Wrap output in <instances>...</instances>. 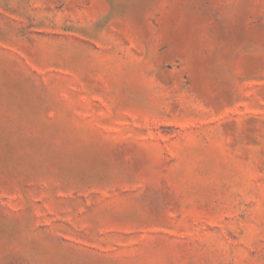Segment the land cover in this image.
Instances as JSON below:
<instances>
[{"label":"rangeland","instance_id":"obj_1","mask_svg":"<svg viewBox=\"0 0 264 264\" xmlns=\"http://www.w3.org/2000/svg\"><path fill=\"white\" fill-rule=\"evenodd\" d=\"M0 264H264V0H0Z\"/></svg>","mask_w":264,"mask_h":264}]
</instances>
